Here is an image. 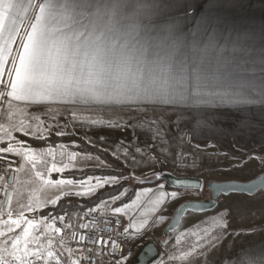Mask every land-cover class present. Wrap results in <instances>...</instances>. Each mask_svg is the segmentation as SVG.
<instances>
[{
	"label": "snow or ice",
	"instance_id": "6c2138e0",
	"mask_svg": "<svg viewBox=\"0 0 264 264\" xmlns=\"http://www.w3.org/2000/svg\"><path fill=\"white\" fill-rule=\"evenodd\" d=\"M238 3L0 0V264H128L127 244L160 228L158 264H264V153H222L227 171L258 160L247 182L173 176L169 162L199 158L156 112L174 108L185 126L218 104L264 116V25L225 11ZM190 10L202 35L178 40ZM206 186L217 207L197 216ZM221 195L236 202L221 207ZM243 213L252 222L234 227Z\"/></svg>",
	"mask_w": 264,
	"mask_h": 264
},
{
	"label": "crops",
	"instance_id": "0c3cea01",
	"mask_svg": "<svg viewBox=\"0 0 264 264\" xmlns=\"http://www.w3.org/2000/svg\"><path fill=\"white\" fill-rule=\"evenodd\" d=\"M194 3L204 6L203 0H194ZM225 11L245 21H250L256 30L264 25V0H239L237 7L226 8ZM177 29L175 35L181 41L190 42L193 38L199 39L202 35L199 18L194 17L191 10L188 19L177 21ZM167 109L172 111L174 126L178 130L175 134L178 138L185 137L200 147L216 143L227 152L235 148L242 151L252 150L257 155L264 153V128L261 127L264 116H261L258 110L259 105L218 104L210 109L215 112L214 115H209L207 119L198 115L197 119L187 126L183 124L188 119L186 114L178 113L174 108ZM237 109H242V111H237ZM228 200L221 196L219 206L228 205L230 203ZM216 207L204 211L201 215L211 216ZM258 212L257 209L256 220L260 219ZM241 219V223L252 222L247 214L243 213L239 220L234 222V227H239ZM254 239L256 238L252 236L246 239L241 238L236 242L235 251L240 252L241 245L249 248ZM231 250L229 246V251ZM218 255L219 253L214 254L213 258H218ZM225 264H228L227 257H225Z\"/></svg>",
	"mask_w": 264,
	"mask_h": 264
},
{
	"label": "rangeland",
	"instance_id": "374dc122",
	"mask_svg": "<svg viewBox=\"0 0 264 264\" xmlns=\"http://www.w3.org/2000/svg\"><path fill=\"white\" fill-rule=\"evenodd\" d=\"M156 112L158 115H160V118L164 121L165 125L169 128V135L173 139H178V136L175 134V132H178L174 126V120L172 111L167 108H157ZM130 135V133H129ZM122 138L119 133H115L112 135L111 139H120ZM145 138L141 137V142ZM191 142V141H190ZM208 145H215V149H207L205 150V146H201L199 150L195 147L196 144L191 142V147H186L185 150L189 151L190 153L194 154L196 157H198V166L196 168H176L173 166L171 162H169L165 166V171H170L176 175H191V176H199L202 177L205 181V184H207V181L211 180H226V179H238V180H249L251 178L256 177V174L259 172L261 165L259 164L258 160L253 161L249 164V166L243 170H222L226 169V166L229 164V160L225 159L222 155V153L227 152L226 150L222 149L221 146L216 145V143H210ZM231 155L235 156H247L249 153H253L252 150H239L233 148L232 151L227 152ZM255 154V153H253ZM257 155V154H255ZM258 156V155H257ZM54 178V177H53ZM181 191H184V189H181ZM48 196L54 195L53 191H48L45 193ZM210 196V191L207 187H205L204 192L202 195L195 197V200H200L204 198H208ZM223 197V195H221ZM229 204H234L236 200L234 198L228 200ZM174 208L169 211V217L171 219V216L174 213ZM204 214V213H203ZM197 216H202L201 213L196 214ZM196 217L192 214H186L185 218L181 220V227L179 230H183V228L188 227L191 225L193 220ZM242 219L240 220L241 223ZM175 234V233H174ZM163 228H160L156 231L149 230L145 232L142 236L137 237L136 239L132 240V244L130 245V252L128 253V262L131 258V256L136 251L137 247L148 241V240H155L157 241L162 254L165 251V248L163 247L161 240L163 239ZM162 256V255H161ZM161 259V258H160ZM159 259V260H160ZM159 260L155 262L154 264H158ZM106 264V260H105Z\"/></svg>",
	"mask_w": 264,
	"mask_h": 264
},
{
	"label": "water",
	"instance_id": "95a60500",
	"mask_svg": "<svg viewBox=\"0 0 264 264\" xmlns=\"http://www.w3.org/2000/svg\"><path fill=\"white\" fill-rule=\"evenodd\" d=\"M168 173H171L173 176H179V177H187L192 180L200 179L202 177L199 176H191V175H176L170 171H166ZM251 178V179H255ZM203 179V178H202ZM249 179V180H251ZM249 180H238V179H226V180H214V182H227V181H236V182H247ZM207 187V186H206ZM208 188V187H207ZM210 191V196L208 198L200 199V200H195L196 202H203L204 203V211L210 210L214 208L216 205H212L208 203L209 198H213L212 195V190L208 188ZM162 255V251L155 240H148L142 244H140L134 254L131 256L128 264H154L157 262Z\"/></svg>",
	"mask_w": 264,
	"mask_h": 264
},
{
	"label": "trees",
	"instance_id": "16d2710c",
	"mask_svg": "<svg viewBox=\"0 0 264 264\" xmlns=\"http://www.w3.org/2000/svg\"><path fill=\"white\" fill-rule=\"evenodd\" d=\"M52 142H55V143H60V142L68 143L69 141L66 140V139H58V138L53 137V141ZM30 143H31V141H30ZM37 146L40 147L42 145H37ZM87 174H92V173H87ZM64 175L65 176H73L74 175L75 177L79 178L82 174L80 172H71V171H69V172H66ZM53 177H54V179L57 178V174H53Z\"/></svg>",
	"mask_w": 264,
	"mask_h": 264
},
{
	"label": "built area",
	"instance_id": "2783aa9c",
	"mask_svg": "<svg viewBox=\"0 0 264 264\" xmlns=\"http://www.w3.org/2000/svg\"><path fill=\"white\" fill-rule=\"evenodd\" d=\"M131 244H132V241H130V242L127 244V248H128L129 250H130V248H131V247H130ZM126 254H128V253H126ZM101 259H102V260H105L104 257H101Z\"/></svg>",
	"mask_w": 264,
	"mask_h": 264
}]
</instances>
